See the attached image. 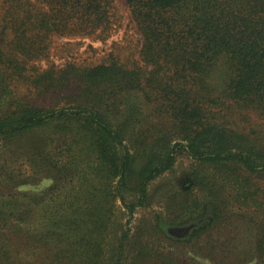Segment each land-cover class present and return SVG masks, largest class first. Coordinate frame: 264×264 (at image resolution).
Instances as JSON below:
<instances>
[{
	"label": "trees",
	"instance_id": "obj_1",
	"mask_svg": "<svg viewBox=\"0 0 264 264\" xmlns=\"http://www.w3.org/2000/svg\"><path fill=\"white\" fill-rule=\"evenodd\" d=\"M117 2L0 0V140L16 141L12 154L23 146L32 168L28 190L24 174H0V264H217L216 246L181 249L215 224L227 183L239 202L259 197L264 0H123L135 44L99 61L54 58L56 36L117 31ZM184 153L210 199L178 222L131 224L149 183ZM117 200L128 218L111 229ZM257 217L247 259L264 264ZM195 220L185 238L165 229Z\"/></svg>",
	"mask_w": 264,
	"mask_h": 264
},
{
	"label": "rangeland",
	"instance_id": "obj_2",
	"mask_svg": "<svg viewBox=\"0 0 264 264\" xmlns=\"http://www.w3.org/2000/svg\"><path fill=\"white\" fill-rule=\"evenodd\" d=\"M116 1L119 4L118 13L122 17V25L117 31L98 37L65 38L56 36L53 43L54 58L58 62L68 58L99 61L106 56L111 47L116 50L120 46L129 48V45L135 44L136 34L131 24L127 22L126 6L123 0ZM120 54L123 55V52L121 51ZM21 88L23 90V86ZM14 146L16 147V141L10 143L0 140V174L5 175L9 171L24 174V185L19 188L28 190L31 187L30 184L26 183L31 180H28L27 174L32 171L31 164L26 157L23 146L17 148L16 152L12 154ZM195 166L196 162L184 153L178 157L173 168L152 180L148 185V199L144 205L136 209L131 224L137 223L138 220L142 223L144 219L154 221L157 215L167 222H178L182 212L190 210L188 207H193L196 202L210 199L208 191L197 184H192V172ZM203 174L208 175L210 179L216 180L218 183L221 182L219 174H215L211 168L207 170L204 168ZM251 178L253 183L256 182L259 186V197L255 200L249 199L245 202H239L238 199L236 200L235 186L227 183L224 188L220 189V193L216 197L220 204L219 218L217 217L215 224L203 233L198 241L183 246L181 249L183 254H207V251L216 246V251L222 250L216 256L217 264H219L220 256L225 251L230 253V256L226 258L227 264H254L256 260L251 259L250 261L249 258L252 257L254 239L261 237L262 233V226L257 222L260 220L257 213L264 212V182L262 176H251ZM217 186L220 188L221 185ZM3 188L6 190V187ZM127 218L128 215L125 214L124 208L117 200L115 224L112 225L111 229L116 224H120V226L124 224ZM161 241L162 243L156 240L154 243H158L166 249L170 247L171 242L169 240ZM199 246H203L204 249L200 250ZM247 257L249 258L247 259Z\"/></svg>",
	"mask_w": 264,
	"mask_h": 264
},
{
	"label": "water",
	"instance_id": "obj_3",
	"mask_svg": "<svg viewBox=\"0 0 264 264\" xmlns=\"http://www.w3.org/2000/svg\"><path fill=\"white\" fill-rule=\"evenodd\" d=\"M199 221H191L183 224H168L165 229L167 233L175 238L187 237Z\"/></svg>",
	"mask_w": 264,
	"mask_h": 264
}]
</instances>
